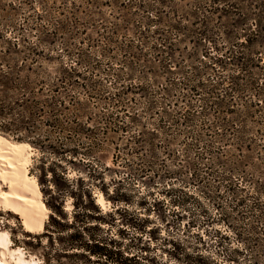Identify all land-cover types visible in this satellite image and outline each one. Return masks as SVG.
<instances>
[{
  "label": "rangeland",
  "instance_id": "374dc122",
  "mask_svg": "<svg viewBox=\"0 0 264 264\" xmlns=\"http://www.w3.org/2000/svg\"><path fill=\"white\" fill-rule=\"evenodd\" d=\"M227 3L232 19L217 0H0V50L32 47L49 59L42 70L51 76L73 70L58 125L46 129L65 157L50 166L26 142L28 174L38 184L42 169L47 180L62 171L72 191L88 188L100 214H112L101 228L114 238L121 230L125 244L141 239L145 260L129 264H264V104L254 106L264 31L253 46L235 47L254 22L264 29V8L260 0ZM230 51L249 68H234ZM6 190L1 182L0 198ZM71 203L65 197L60 208L68 223ZM81 203L88 206L84 196ZM1 204L9 247L46 264L34 241L44 230L26 233ZM51 238L56 247L59 236Z\"/></svg>",
  "mask_w": 264,
  "mask_h": 264
},
{
  "label": "trees",
  "instance_id": "16d2710c",
  "mask_svg": "<svg viewBox=\"0 0 264 264\" xmlns=\"http://www.w3.org/2000/svg\"><path fill=\"white\" fill-rule=\"evenodd\" d=\"M228 0H217L218 9L224 17L234 16L235 10L226 12V6H230ZM264 8V0H260ZM214 11L218 12L217 8ZM231 13V14H229ZM256 16V15H254ZM232 19V18H231ZM243 22H233L232 27H240ZM244 25V24H243ZM243 29L241 32L243 40L237 42L235 47H251L257 42L262 31H264L261 22H254V28ZM202 32L201 34H203ZM234 47V48H235ZM233 51V50H232ZM230 60L238 71L249 68V61L244 59L241 53L232 54L229 52ZM47 56L36 52L31 48H20L16 44L6 50H0V134L11 136L21 143H29L37 147L42 154V160L47 161L50 166L59 167L58 163L61 157H65V150L55 152L49 144L50 139L47 128L58 125L59 116L63 112L64 97L63 91L65 76L73 73L72 69H62L55 72L54 76L47 74L42 70L43 61ZM217 65L222 63L221 58L214 60ZM220 68H222L220 66ZM264 83L257 90V97L261 98V102H255L254 106L258 107L264 104ZM2 137V136H1ZM26 143V144H27ZM50 149V150H49ZM49 151V152H47ZM45 153L52 155L54 158L46 160ZM62 153L63 156H62ZM46 158V159H45ZM41 165L45 162H40ZM42 167V166H41ZM49 180L46 173L41 170L38 178V184L41 186V192L45 198L44 205L50 211L48 221L44 225V232L34 237L36 245L41 247L46 264H50L51 259H55V264H129L131 260H145L142 252L145 247L141 243L139 237H131L128 242H124L125 235L121 230H117L114 238L110 235L111 229L101 228L100 224H108L106 218H111V212L105 217L94 206L90 198L88 188L80 189L77 186L72 191L64 179L62 171L59 175L53 170ZM57 181L59 182L57 184ZM49 186H51L49 188ZM86 198L87 207L82 205V197ZM65 197L72 199V217L68 223L66 215H62L60 208L64 203ZM88 207L92 213H88ZM94 220L93 226L89 225V221ZM57 234V246L55 247L51 236ZM46 238L44 245L40 244V239ZM134 247L135 253L128 256V251ZM54 252V256H50V252ZM74 258L78 261L62 263L60 258ZM77 258V259H76ZM138 263V262H137Z\"/></svg>",
  "mask_w": 264,
  "mask_h": 264
},
{
  "label": "bare ground",
  "instance_id": "6f19581e",
  "mask_svg": "<svg viewBox=\"0 0 264 264\" xmlns=\"http://www.w3.org/2000/svg\"><path fill=\"white\" fill-rule=\"evenodd\" d=\"M31 153L32 148L28 144L9 141L0 136V183L7 186V192L1 194L0 202L18 215L22 230L37 234L43 230L48 210L35 178L28 174ZM95 204L104 209L103 200L99 196ZM9 243L8 234L0 232V264H10L5 256L13 264H38L32 257L25 258L20 248H10Z\"/></svg>",
  "mask_w": 264,
  "mask_h": 264
}]
</instances>
